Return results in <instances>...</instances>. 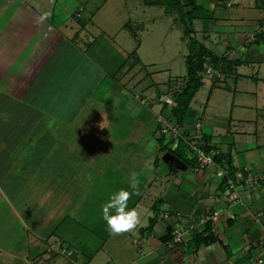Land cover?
Returning a JSON list of instances; mask_svg holds the SVG:
<instances>
[{"label": "crops", "instance_id": "0c3cea01", "mask_svg": "<svg viewBox=\"0 0 264 264\" xmlns=\"http://www.w3.org/2000/svg\"><path fill=\"white\" fill-rule=\"evenodd\" d=\"M48 1H44L45 6H36L37 0H0V31L4 34L2 37L8 39L7 46L15 44L20 50L26 47V51L30 52L27 68L22 71L17 69L16 74H12L10 69L5 84L0 82V94L16 98L12 105L21 103L24 110L28 107L35 111L18 114L17 119L13 109L10 113H1L0 119L6 118V127H15L19 122L20 128H30L33 119L43 118L44 115L54 118L62 114V118L74 120L80 109V98L90 100L94 93L99 95V102L109 106L135 108V99L128 97L131 91L119 82L107 83L110 75L104 62L100 65L90 55L92 45L97 41L89 29L91 23L74 24L70 17L75 16L76 10L66 12L62 7L48 4ZM197 2L211 19L196 20L199 23L195 29L193 24L194 37L232 66L221 79L202 80L201 88L206 87V91L202 93L201 105L197 107L196 99L200 88L190 103L183 125L190 131L196 121H201L208 149L217 150V155L230 157L234 173L232 179L244 177L250 171L259 179L258 184L253 187L238 184L234 195L241 202L234 207H226L222 201L225 189L222 180L226 173L217 168L199 170L196 162L189 157V149L183 157L177 155L174 152L176 149H170L165 138L153 131L148 137L140 138L139 148L147 151L153 147L162 154L159 157L142 154L144 161L137 163V169H134L137 174L136 194L130 196L127 203L138 213L139 221L135 228L115 234L107 230L103 219L97 221L93 218L87 223L89 232L85 235L70 227L59 230L60 224L49 229L50 223L59 215L53 208L45 206L44 210L41 208V217L29 223L25 221L23 247L18 249L17 241L15 247H0V264H31L32 260L45 264H68L64 257L48 255L45 252L46 243L70 244L76 249L75 260L80 264H264V245L260 246L261 242L264 243V0ZM41 7L48 10L53 7V14L57 13L58 19L54 20L52 14L48 15L50 21L42 19ZM20 28L23 30L18 35L16 30ZM72 47L76 48L77 62L70 56ZM71 63H75L76 68L65 70ZM101 86L104 90L98 91ZM148 87L151 88V85ZM16 88L23 89L19 97L14 96ZM29 93L36 98L29 97L26 101L23 95L28 97ZM121 94L129 99L113 104V98L119 99ZM38 96L41 101H37ZM151 97L159 98L156 93ZM59 105L64 106L62 111ZM157 106L156 115L161 109L160 105ZM28 115L32 120L26 118ZM25 118L26 121L22 122ZM30 131L27 128L18 136L30 134ZM0 135H5L1 127ZM71 140L72 137H69L63 151L51 149L41 154L40 158L46 159L40 163L46 169L45 173L57 168V175H64L65 171L72 175L80 173L81 165L77 167L74 161L78 147ZM101 140L104 142V137ZM109 142L111 144L105 146L101 155L113 157L121 154L120 150L111 148L113 144ZM181 142L187 145L185 140L179 144ZM170 155L172 161H168ZM130 156L137 155L131 153ZM151 156L152 159H149ZM160 161L164 162L163 165L171 163L169 171L161 170ZM117 162L121 164V160ZM61 179L65 181L63 177ZM107 179L110 180L108 175ZM123 185L129 187L128 178ZM115 189L118 190L113 193L120 190L118 187ZM64 190L65 186L61 187L58 198L62 208L66 205ZM128 190L131 191L130 188ZM221 208L224 209L221 215L205 227L197 226L195 230L188 231L185 246L168 248L172 225L162 217L164 212L170 215L179 212L182 224L187 228L199 223L202 213ZM48 210L52 213L51 217L47 215ZM16 215L20 218L18 211ZM72 218L80 227L83 226L79 217ZM259 260L263 262L259 263Z\"/></svg>", "mask_w": 264, "mask_h": 264}, {"label": "rangeland", "instance_id": "374dc122", "mask_svg": "<svg viewBox=\"0 0 264 264\" xmlns=\"http://www.w3.org/2000/svg\"><path fill=\"white\" fill-rule=\"evenodd\" d=\"M44 1L46 0H37L35 5L45 6ZM48 2L54 5L53 7L56 5L62 7L66 12L72 13L76 10L74 15L77 17L81 15V18L73 15L70 17L76 25L79 22L91 23L89 29L97 41L92 45L90 55L98 64L104 62L110 75L107 83L119 82L131 93L134 91L150 99L153 93L161 97L163 95L158 94L171 93L184 85L185 57L189 53L188 42L186 38L184 39L181 24L174 21V16L166 14L163 7L146 6L144 0H49ZM83 6L85 9H80ZM53 7L49 10L41 7L42 19L50 21L48 17L50 14L53 15L54 20L58 19V14L55 12L53 14ZM98 8L99 10L96 11ZM27 16L30 17V14L28 13ZM198 23V21L194 22V29L198 27ZM22 30L21 28L16 30L18 35ZM3 35L0 31V82L5 84L10 69L12 74H16L17 69L22 71L27 68L26 61H29L30 52L26 51V47L20 50L15 44L7 46L8 39L2 37ZM192 36L194 37V34ZM48 49L52 50V47ZM60 51L59 49V53ZM69 53L77 62L76 48L72 47ZM15 61L17 62L14 64ZM71 68H76L75 63L67 65L65 70ZM20 79L18 80L22 81ZM150 85L151 88L148 87ZM22 90L16 88L14 96L19 97ZM97 90L104 88L101 86ZM205 91L206 87H202L197 94L201 96L196 97L197 107L201 105L200 99L203 98ZM131 93L128 95L129 98L132 96ZM30 94L28 97L26 94L23 95L26 101L29 97L36 98ZM98 96L94 93L90 100L81 97L78 103L80 109L74 120L62 118V114L54 118L44 115L43 118L33 119L30 128L24 126L20 128L19 122L15 127L7 128L6 118L0 119V127L5 132L4 136L0 135V247L4 249L15 247L16 241L18 249L23 247L22 242L26 236L25 223L41 217V208L44 210L45 206L53 208L59 215L57 220L50 223L49 229L60 224L59 230L70 227L85 235L89 232L87 223L90 220L102 219L101 207L113 191L118 190L115 187L129 188L123 185V182L129 179L131 173H136L134 170L137 169L136 164L144 161L142 154L146 156L149 153V156L154 155V157L162 154V151L153 147L147 151L139 148L141 137H148L154 132L163 137L159 133L160 123L154 112L158 106L145 107L133 100L135 108L113 107L105 102H99ZM128 97L121 94L119 99L113 98L111 102L117 104L120 100L123 102L129 99ZM14 99L16 98L4 93L0 94V114L15 111L14 118L17 119L18 114L26 115L25 112L31 114L34 111L27 106V110H24L18 101L17 105H12ZM37 101H41L40 96L37 97ZM63 107L59 105L61 111ZM27 117L30 118L29 115ZM26 118L22 122H25ZM12 121L10 123L14 125ZM27 128L31 133L19 137L18 135H22V131H27ZM7 134L10 136L8 137ZM69 137H72L71 141L78 147L74 161L77 167L81 165L80 173L76 175L75 172V175H72L69 171H65L64 175L60 173L57 175L58 168L45 173L46 169L43 165L40 166V163L46 159L40 158L41 154L51 149L63 151V145L69 143ZM101 137H104V142ZM108 140L113 144L111 148L120 150L121 154L116 152L113 157L101 155L100 152L105 150V146L111 144ZM131 153L137 156L131 157ZM140 153L142 158H139ZM149 159H152V156ZM171 159L172 155L169 156L168 161ZM119 160L121 164L117 162ZM161 161V170L169 171L172 167L171 163L163 165L164 162ZM107 175L110 180L107 179ZM61 177L65 179L64 182ZM64 186L66 205L62 208L58 198L60 189ZM16 211L20 214V218L16 215ZM47 215L51 217L50 210ZM72 217L75 219L79 217L83 221L81 222L83 226L80 227ZM102 221L106 222L104 219ZM65 246L74 249L77 255L73 246L68 243Z\"/></svg>", "mask_w": 264, "mask_h": 264}, {"label": "built area", "instance_id": "2783aa9c", "mask_svg": "<svg viewBox=\"0 0 264 264\" xmlns=\"http://www.w3.org/2000/svg\"><path fill=\"white\" fill-rule=\"evenodd\" d=\"M225 76L224 72L220 69L214 68L210 64H205L203 71L200 73L201 80H218ZM177 91V90H175ZM173 91V92H175ZM163 95L158 99L155 98H146L145 96L139 93H133L132 98L135 101L139 102L145 107H152L160 105L161 109L157 112L156 119L160 123L159 133L163 136L166 142L169 144L170 149L177 148L181 140L187 142L189 148V157L191 160H194L197 164L199 170H207L208 168H217L221 171V168L214 161V157L218 154V151L215 149L206 150L207 144L204 142L205 135L202 131V122L196 121L190 131H187L185 125H179L176 123L171 114V109L176 105L175 100L172 97V93ZM259 179L254 176L250 171L244 175V177H239L237 180L229 181L228 187L224 191V204L226 207H234L238 205L241 201L236 198L234 195L235 188L238 184H245L246 186L253 187L257 185ZM223 208L217 209L211 212H204L200 215L199 223L191 224L189 227L185 228L182 224V216L179 212H176L174 215H170L168 212H164L162 217L165 220L171 222V239L167 243L168 248H173L177 246L186 245V235L188 231L195 230L197 226L207 225L209 222L213 221L221 215ZM234 219V216L231 217ZM264 243L261 242L260 246H263ZM45 252L48 255H58L64 257L68 264H80L75 260V250L66 247L62 244L55 243H46ZM262 263V260L258 261ZM31 264H45L43 261L32 260Z\"/></svg>", "mask_w": 264, "mask_h": 264}, {"label": "trees", "instance_id": "16d2710c", "mask_svg": "<svg viewBox=\"0 0 264 264\" xmlns=\"http://www.w3.org/2000/svg\"><path fill=\"white\" fill-rule=\"evenodd\" d=\"M144 2L146 5L163 7L166 14L174 16V21L181 24L184 38L188 40L189 53L185 57V83L179 90L172 93L176 105L171 109L172 117L176 123L183 125L190 103L202 86L200 73L203 71L204 65L210 64L226 73L231 70L232 64L226 62V59L214 55L203 43L192 36L194 21L211 19L197 0H144ZM188 149L187 145L181 142L174 152L183 157ZM214 161L226 173L222 180V186L224 185V188H226L229 181L234 180L232 179L234 173L231 167V159L225 155H216Z\"/></svg>", "mask_w": 264, "mask_h": 264}, {"label": "clouds", "instance_id": "9594fccd", "mask_svg": "<svg viewBox=\"0 0 264 264\" xmlns=\"http://www.w3.org/2000/svg\"><path fill=\"white\" fill-rule=\"evenodd\" d=\"M136 173L129 176V188H121L109 196L108 200L101 207V217L106 221L107 230L119 234L135 228L139 221L135 207H128V199L136 194L137 181Z\"/></svg>", "mask_w": 264, "mask_h": 264}]
</instances>
